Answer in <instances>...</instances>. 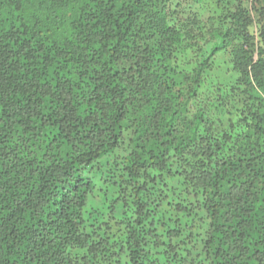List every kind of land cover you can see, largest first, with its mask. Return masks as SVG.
<instances>
[{"label": "trees", "instance_id": "16d2710c", "mask_svg": "<svg viewBox=\"0 0 264 264\" xmlns=\"http://www.w3.org/2000/svg\"><path fill=\"white\" fill-rule=\"evenodd\" d=\"M0 264H264V0H0Z\"/></svg>", "mask_w": 264, "mask_h": 264}]
</instances>
